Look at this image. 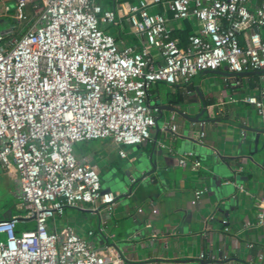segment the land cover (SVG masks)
<instances>
[{"label": "built area", "instance_id": "2783aa9c", "mask_svg": "<svg viewBox=\"0 0 264 264\" xmlns=\"http://www.w3.org/2000/svg\"><path fill=\"white\" fill-rule=\"evenodd\" d=\"M35 1L16 0L19 24ZM39 1L21 37L8 39L11 27L0 34V168L18 176L25 211L22 218L0 219V236L6 237L0 239V264H122L114 247L101 252L71 226L51 229L67 208L89 205L110 216L116 206L117 196L103 191L98 167L78 160L75 146L101 139L119 147L147 142L160 113L148 101L156 83L189 84L224 67L264 74V0H139L123 14L140 47L119 44L107 32L117 24V12L97 0ZM166 13L175 22H196L188 46L174 38ZM245 101L264 122V102L255 96ZM165 129L176 136L178 125ZM205 137L201 131L199 141ZM119 154L127 157L124 149ZM193 156L187 153L179 163L186 166ZM201 166L194 159L190 168ZM259 218L263 224L264 214ZM21 221L35 226L18 233Z\"/></svg>", "mask_w": 264, "mask_h": 264}, {"label": "crops", "instance_id": "0c3cea01", "mask_svg": "<svg viewBox=\"0 0 264 264\" xmlns=\"http://www.w3.org/2000/svg\"><path fill=\"white\" fill-rule=\"evenodd\" d=\"M138 1L97 0L104 10L117 12V24L106 30L119 44H142L123 14L127 5ZM165 15L179 35L189 27L190 36L198 32L193 19L175 22L170 13ZM152 53L159 62V51ZM263 77L261 73L234 76L224 67L189 84H154L148 101L160 113L147 142L119 147L112 139L95 140L77 144L75 155L98 167L105 192H113L112 178L141 157L157 163L159 185L149 186L137 198L117 197L110 216L93 213L89 205L67 208L51 222V229L60 232L71 226L101 252L114 247L122 264H264V222L260 224L259 218L264 214V122L245 101L255 96L264 102ZM167 124L178 125L176 136L165 129ZM201 131L206 133L204 143L199 141ZM120 149L127 152L126 158L120 156ZM187 153L194 156L182 166L179 160ZM194 159L202 164L197 171L190 168ZM215 164L232 171L234 186L229 195H216L221 182L212 173ZM1 189H7L13 199L4 200L0 219L22 218L25 211L20 208L15 172L0 168ZM199 191L204 195L197 198Z\"/></svg>", "mask_w": 264, "mask_h": 264}, {"label": "water", "instance_id": "95a60500", "mask_svg": "<svg viewBox=\"0 0 264 264\" xmlns=\"http://www.w3.org/2000/svg\"><path fill=\"white\" fill-rule=\"evenodd\" d=\"M9 30V27L5 29V32ZM217 71H206L200 73L196 76V82L199 77L208 73H216ZM252 74H259L261 72H250ZM249 73V74H250ZM264 73V72H263ZM234 76H240L243 74H233ZM247 74V73H245ZM262 74V73H261ZM195 120L200 121V117L195 118ZM212 173L217 180H220L221 186L219 191L216 193L217 196L229 195L230 191L234 186L233 179L231 178L232 171L226 166L221 164H215L212 168ZM161 174L158 171L157 163L152 158L141 157L136 163L123 169L119 174L112 178L110 181V190H112L115 195L120 199L137 198L144 192V189H148L149 186H158L160 182ZM110 192V191H109ZM230 201V200H228Z\"/></svg>", "mask_w": 264, "mask_h": 264}, {"label": "trees", "instance_id": "16d2710c", "mask_svg": "<svg viewBox=\"0 0 264 264\" xmlns=\"http://www.w3.org/2000/svg\"><path fill=\"white\" fill-rule=\"evenodd\" d=\"M1 1H4V0H0V2ZM40 4H41V2L39 0H36L34 4H31V5H29L26 8L24 21L30 23V24H28V26L31 25L34 22L32 20V18L35 17V15H34L35 14V6L36 5H40ZM16 14H17V10L15 9V11H13L10 8L9 12H8V15L7 16H3V17L0 18V23L2 25H5V29L8 28V27L13 28V31L7 35L8 39H11L12 36H15L17 33H19L17 36L21 37L23 35V33H24L23 31H25L27 29V27H28V26L27 27L25 26L22 29L19 28L20 24L14 18V16ZM34 20H35V18H34ZM19 30H22V32H18ZM190 30H191V28L189 27L188 29H185L180 35H179L180 32L178 30H174L173 31L174 38L178 37L180 39V41H181L180 42V46L181 47L188 46V44H189L188 38H189L190 33H191ZM117 41H119V40L117 39ZM32 228H33V226L30 225V224H24V223L23 224H19L18 227H17V232L20 233L23 230H28V229H32Z\"/></svg>", "mask_w": 264, "mask_h": 264}, {"label": "rangeland", "instance_id": "374dc122", "mask_svg": "<svg viewBox=\"0 0 264 264\" xmlns=\"http://www.w3.org/2000/svg\"><path fill=\"white\" fill-rule=\"evenodd\" d=\"M6 6H8L9 8H11V10L15 11L16 6H17L16 0H4V1H1V2H0V18L3 17V16H6L5 11H4L5 8H6ZM4 7H5V8H4ZM34 15H35V14H34ZM34 18H35V17H34ZM34 18H32L33 21H34ZM32 20H31V21H32ZM28 24H30V23L24 21V19H23V20H22V23L19 25V28L22 29V28H24L25 26L27 27ZM4 29H5V25H2V24L0 23V34L4 31ZM18 32H22V30H19ZM18 34H19V33H17L15 36H12V38H13V39H17V38H19V37L17 36ZM96 142L101 143V142H103V140L101 139V140H98V141H96ZM103 183H105V182L103 181ZM6 191H7V189H1V192H0V211H1L2 207H3V205H4V200L6 201V199H9V201H10V200L13 199L12 197L9 196V194H8ZM12 203H13V202H11V204H12ZM1 239H3V238H1ZM4 240H5V239H4Z\"/></svg>", "mask_w": 264, "mask_h": 264}]
</instances>
